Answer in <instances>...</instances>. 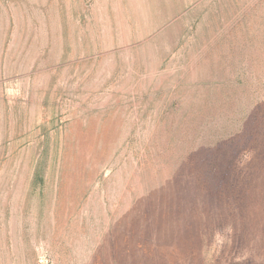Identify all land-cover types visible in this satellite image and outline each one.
I'll return each mask as SVG.
<instances>
[{
    "label": "rangeland",
    "instance_id": "374dc122",
    "mask_svg": "<svg viewBox=\"0 0 264 264\" xmlns=\"http://www.w3.org/2000/svg\"><path fill=\"white\" fill-rule=\"evenodd\" d=\"M0 264H264V0H0Z\"/></svg>",
    "mask_w": 264,
    "mask_h": 264
},
{
    "label": "trees",
    "instance_id": "16d2710c",
    "mask_svg": "<svg viewBox=\"0 0 264 264\" xmlns=\"http://www.w3.org/2000/svg\"><path fill=\"white\" fill-rule=\"evenodd\" d=\"M221 161V159L220 158H218L217 159V161H215V165L217 164V163H219ZM218 167H215L214 168V175L215 176H219L220 174H221V172H218V169H217ZM223 177L220 179V182H222V181H224L226 178H228V173H223Z\"/></svg>",
    "mask_w": 264,
    "mask_h": 264
}]
</instances>
